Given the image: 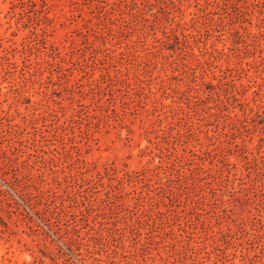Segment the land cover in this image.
Here are the masks:
<instances>
[{"label": "rangeland", "instance_id": "374dc122", "mask_svg": "<svg viewBox=\"0 0 264 264\" xmlns=\"http://www.w3.org/2000/svg\"><path fill=\"white\" fill-rule=\"evenodd\" d=\"M0 264H264V0H0Z\"/></svg>", "mask_w": 264, "mask_h": 264}]
</instances>
